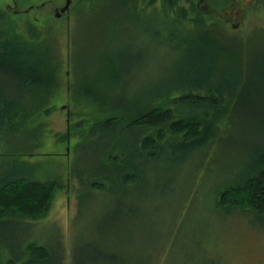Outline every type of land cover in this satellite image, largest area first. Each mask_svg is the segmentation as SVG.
Wrapping results in <instances>:
<instances>
[{"label": "rangeland", "instance_id": "374dc122", "mask_svg": "<svg viewBox=\"0 0 264 264\" xmlns=\"http://www.w3.org/2000/svg\"><path fill=\"white\" fill-rule=\"evenodd\" d=\"M70 1L67 13L55 18L66 0H0L7 22L20 33L34 27L61 63L57 91L28 122L29 128L38 125L36 134L0 136V173L33 167L32 178L62 186L43 217L0 225V263L36 244L60 246L63 264H264V217L224 214L216 201L254 150L258 135L252 130L238 126V135L212 141L186 162L165 155L130 187L83 192L77 179L98 169L106 135L95 128L92 139L83 136L109 117L105 109L121 100L131 104L178 71L184 46L170 31L182 38L198 20L253 50L264 46V0H228L222 8L209 0H178L172 8L163 0H125L126 7ZM108 62L116 74L110 88L97 74ZM186 91L171 94L166 106L188 111L178 101ZM162 132L165 142L181 138L168 128Z\"/></svg>", "mask_w": 264, "mask_h": 264}, {"label": "trees", "instance_id": "16d2710c", "mask_svg": "<svg viewBox=\"0 0 264 264\" xmlns=\"http://www.w3.org/2000/svg\"><path fill=\"white\" fill-rule=\"evenodd\" d=\"M163 1L170 8L178 2ZM209 1L213 7L222 8L228 0ZM111 2L126 7L125 0ZM137 18L140 19L136 14ZM195 22L198 28L182 38L169 32L184 46L186 58L178 63V71L134 98L131 104L121 100L106 108L109 117L84 134L83 138L92 139L98 128L106 135L107 144L98 169L77 177L80 190L133 186L147 178L149 163H160L165 155H182L186 162L212 141L223 140L232 132L238 135L240 127L245 132L252 130L259 136L258 142L240 161L241 170L218 191L217 209L224 214L234 211L264 217V46L251 50L244 43L227 39L219 29ZM44 39L32 26L18 32L7 22L5 12H0V136L35 135L38 125L29 128L28 122L45 110L57 91L61 63ZM249 57L253 59L248 61ZM109 62L97 70L104 76L106 88L112 87L116 79ZM85 89H92L89 81ZM179 90H187L178 100L189 105L186 112L181 106L176 111L166 106V99ZM174 115L179 116L176 122L171 121ZM164 128L181 138L163 141ZM34 171L25 166L0 173L1 226L16 219L37 220L50 209L53 196L62 186L37 181L32 178ZM7 217L9 221H4ZM63 258L60 246L49 250L29 244L4 263L63 264Z\"/></svg>", "mask_w": 264, "mask_h": 264}, {"label": "water", "instance_id": "95a60500", "mask_svg": "<svg viewBox=\"0 0 264 264\" xmlns=\"http://www.w3.org/2000/svg\"><path fill=\"white\" fill-rule=\"evenodd\" d=\"M70 2H71L70 0H66L65 5L62 8H60L59 13L54 14L55 18H58L60 16V14L66 13L68 11Z\"/></svg>", "mask_w": 264, "mask_h": 264}, {"label": "flooded vegetation", "instance_id": "af4514ba", "mask_svg": "<svg viewBox=\"0 0 264 264\" xmlns=\"http://www.w3.org/2000/svg\"><path fill=\"white\" fill-rule=\"evenodd\" d=\"M200 2H201V1H200ZM197 4H198V6H199L200 3H197ZM55 11H56V13H58L56 9H55ZM59 11H60V9H59ZM66 13H67V12H66ZM66 13H63V15L66 14Z\"/></svg>", "mask_w": 264, "mask_h": 264}]
</instances>
